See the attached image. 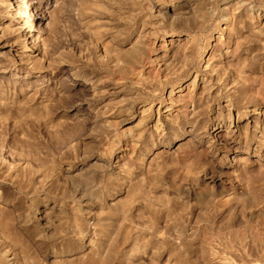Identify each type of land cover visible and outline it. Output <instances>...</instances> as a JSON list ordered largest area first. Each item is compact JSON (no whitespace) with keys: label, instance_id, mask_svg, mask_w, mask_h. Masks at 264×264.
Instances as JSON below:
<instances>
[{"label":"clouds","instance_id":"clouds-1","mask_svg":"<svg viewBox=\"0 0 264 264\" xmlns=\"http://www.w3.org/2000/svg\"><path fill=\"white\" fill-rule=\"evenodd\" d=\"M0 264H264V0H0Z\"/></svg>","mask_w":264,"mask_h":264}]
</instances>
